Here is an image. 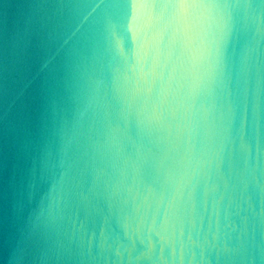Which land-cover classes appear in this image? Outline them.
<instances>
[{
	"label": "water",
	"instance_id": "water-1",
	"mask_svg": "<svg viewBox=\"0 0 264 264\" xmlns=\"http://www.w3.org/2000/svg\"><path fill=\"white\" fill-rule=\"evenodd\" d=\"M0 264H264V0H0Z\"/></svg>",
	"mask_w": 264,
	"mask_h": 264
}]
</instances>
